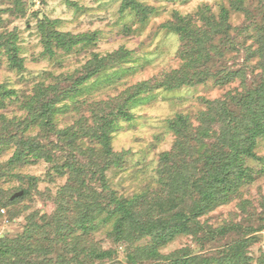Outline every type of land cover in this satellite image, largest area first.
I'll return each mask as SVG.
<instances>
[{
	"label": "rangeland",
	"instance_id": "374dc122",
	"mask_svg": "<svg viewBox=\"0 0 264 264\" xmlns=\"http://www.w3.org/2000/svg\"><path fill=\"white\" fill-rule=\"evenodd\" d=\"M135 2L139 6L136 11L133 2L126 4V0H0V134L37 138L52 151L54 159L52 163L32 160L13 168L9 161L16 151L15 143L5 153L0 152L2 197L14 198L28 191L12 206L2 207L0 202V238L16 240L25 235L30 220L42 211L53 216L58 193L69 183L68 176L61 177L56 171L65 162L64 142L38 125L26 128V121L32 118L26 104L36 98L37 88L45 91V99L59 94L63 99L62 94L71 92L70 98L57 105L54 123L58 129L72 127L79 131L77 158L83 162L90 156L98 159L102 146L93 130L128 99L133 118L120 119L111 134L118 162L107 172V179L121 198L150 199L165 189L158 170L162 154L172 151L176 141L170 121L184 114L190 116L193 125H201L200 113H210L209 104L225 101L229 95L240 97L262 83V60L253 54L259 49L258 30L264 34V0H244L243 11L232 9V0ZM223 7L229 10L228 34L215 36L207 19L222 22ZM171 24H189L192 30L209 33L208 51L213 59L207 63L208 77L204 81L195 83L198 79H192L194 84L162 87L180 77L174 72L193 76L204 70L186 71V55L181 54L184 43L169 29ZM55 33L81 42L69 52L55 48V55H51L46 39ZM86 39H90L89 44ZM14 46L18 48L17 68L10 67L8 54ZM8 91L14 93L8 95ZM234 105L230 102L231 109ZM2 116L14 126L5 129ZM212 116H207V138L198 153L216 149L227 127L217 112ZM254 152L257 158L245 159L249 177L239 183L229 201L198 219L197 235L178 236L160 249L162 255L179 252L200 264H218L224 262L225 248L240 243L246 260L239 264H264V136L258 139ZM74 215L67 217L73 220ZM106 218L100 217L98 228L80 246L74 238L70 241L80 261L92 260L88 255L96 250L110 251L113 256L95 259L94 264H168L148 258L145 249L155 244L152 238L117 244L112 235L113 221L105 224ZM36 220L42 224L39 218ZM221 229L223 234L212 238V233ZM60 253L66 250L58 245L50 258L57 261ZM69 256L75 258L77 254ZM45 258L40 254L30 257L35 264L49 259Z\"/></svg>",
	"mask_w": 264,
	"mask_h": 264
},
{
	"label": "trees",
	"instance_id": "16d2710c",
	"mask_svg": "<svg viewBox=\"0 0 264 264\" xmlns=\"http://www.w3.org/2000/svg\"><path fill=\"white\" fill-rule=\"evenodd\" d=\"M126 2V4L133 2L132 5L135 6L132 9L135 11L139 8L135 0H126ZM242 2L244 3V0H232V9L243 11ZM221 17L222 22L214 21L213 18L207 19L208 26L214 31L215 36L228 34L227 8H222ZM169 29L178 33L184 43L181 54L186 55V62L183 65L186 71L196 68H204V70L193 76L184 73L185 71L183 74H179V71L174 72V76L180 77L173 78L162 87L173 89L185 84H194L192 79H198L195 83L204 81L205 76L208 77L207 63L213 59L208 51L209 33L207 32V35L198 29L192 30L189 24H171ZM258 31L256 42L259 49L253 55L262 60L260 66L263 69L262 83L253 90L243 92L240 97L229 95L225 101L209 104L210 113L204 111L200 113L201 125H193L190 116L184 114H179L170 121V129L174 132L176 141L172 151L162 154L158 170L159 182L165 189L150 199H146L145 196H136L133 199L121 198L112 190L107 179V172L118 162L112 148L111 134L120 119L133 118L127 105L128 99L117 113L114 111L105 115L101 119L103 124L93 130L94 136L102 146L97 159L99 161L91 159L90 156L86 162H83L77 158L79 131L72 127L58 129L54 123L57 105L63 99L70 98L71 92L62 94L63 99L60 94L58 97L45 99L43 98L45 91L37 88L36 98L32 97L26 104L32 117L28 123L26 121V128L38 125L64 142L63 146L67 147L65 162L56 171L61 177L68 176L69 183L58 193L56 199L58 208L53 216H48L42 211L30 220L25 235L16 240L0 238V264H35V261L30 259L34 254L49 257L41 264H94L95 259H111L112 252L97 253L95 250L88 255L93 258L92 260L80 261L78 251L70 244L74 238L80 246L83 239L98 228V221L103 216L107 217L105 224L113 221L112 235L117 244H130L138 238L148 237L155 243L145 249L149 259L159 263L166 261L168 264H200L198 260L187 254L181 255L179 252L168 256L162 255L160 249L180 235L189 233L197 235L198 219L216 206L227 203L237 192L239 183L249 177L245 159L257 158L254 149L258 139L264 136V34ZM50 36L52 39L47 38L46 45L51 55H55V48L67 49L69 52L73 46L81 42L73 38L68 39L67 35L61 33ZM89 40L84 41L89 44ZM14 51L8 52L12 61L10 67L17 68L18 48L15 46ZM139 87L143 91V85ZM11 92L8 91V95ZM230 102L235 104L236 110L230 108ZM215 112L220 115L227 127L223 130L216 149L198 153L199 147L203 148L204 140L207 138L205 127L208 117ZM2 119L6 125L5 129L14 126L13 122L8 124L4 116ZM85 134L87 135V132ZM13 143L17 146L9 161V165L13 168L25 166L32 160L35 163L42 159L50 163L54 161L52 151L37 138L26 140L20 138L18 134L8 135L5 132L0 134L1 153H5L8 146ZM27 192L26 190L22 196L9 199L2 197L0 193L2 197L0 202L3 203L1 206L14 205L15 201L27 195ZM70 213L75 214L73 220L67 217ZM36 218H39L42 224L37 223ZM221 232L222 229L214 231L212 238L216 234L222 235ZM58 245L62 246V249L65 247L66 253H60L57 261H54L50 255ZM225 249L222 253L224 262L218 264H239L242 259L246 260L241 253L240 243ZM71 253L77 256L70 258ZM19 256L24 260H21L22 257L20 260L15 259Z\"/></svg>",
	"mask_w": 264,
	"mask_h": 264
},
{
	"label": "water",
	"instance_id": "95a60500",
	"mask_svg": "<svg viewBox=\"0 0 264 264\" xmlns=\"http://www.w3.org/2000/svg\"><path fill=\"white\" fill-rule=\"evenodd\" d=\"M22 195H23V192H20V193L16 194V195L14 196V198H15V197L22 196Z\"/></svg>",
	"mask_w": 264,
	"mask_h": 264
}]
</instances>
